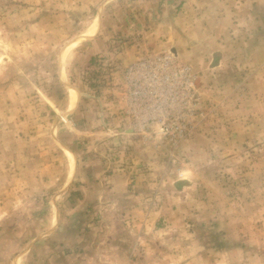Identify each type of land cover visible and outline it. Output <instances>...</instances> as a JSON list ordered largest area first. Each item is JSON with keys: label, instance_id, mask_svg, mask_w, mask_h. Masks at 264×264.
<instances>
[{"label": "rangeland", "instance_id": "1", "mask_svg": "<svg viewBox=\"0 0 264 264\" xmlns=\"http://www.w3.org/2000/svg\"><path fill=\"white\" fill-rule=\"evenodd\" d=\"M0 264H264V0H0Z\"/></svg>", "mask_w": 264, "mask_h": 264}, {"label": "built area", "instance_id": "2", "mask_svg": "<svg viewBox=\"0 0 264 264\" xmlns=\"http://www.w3.org/2000/svg\"><path fill=\"white\" fill-rule=\"evenodd\" d=\"M174 62L172 56L165 53L143 59L126 70L124 81L127 86V112L133 121L139 124L137 128L145 127L148 122L171 117L172 114H180V108L165 107L169 96L181 92L185 102L191 95L192 81L188 69L185 67L178 69L174 67ZM156 98H160L158 104ZM169 128V123L160 126L161 132L164 133Z\"/></svg>", "mask_w": 264, "mask_h": 264}, {"label": "bare ground", "instance_id": "3", "mask_svg": "<svg viewBox=\"0 0 264 264\" xmlns=\"http://www.w3.org/2000/svg\"><path fill=\"white\" fill-rule=\"evenodd\" d=\"M72 97V99H73V96L72 95H70V98ZM75 100V99H74ZM71 104H73V101H72V103ZM72 106V105H71Z\"/></svg>", "mask_w": 264, "mask_h": 264}]
</instances>
